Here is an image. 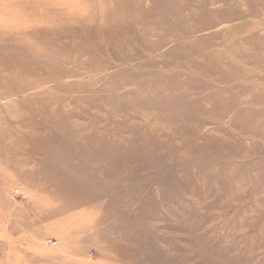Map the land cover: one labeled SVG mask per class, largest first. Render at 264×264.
Wrapping results in <instances>:
<instances>
[{
	"label": "rangeland",
	"instance_id": "obj_1",
	"mask_svg": "<svg viewBox=\"0 0 264 264\" xmlns=\"http://www.w3.org/2000/svg\"><path fill=\"white\" fill-rule=\"evenodd\" d=\"M0 15V264H264V0Z\"/></svg>",
	"mask_w": 264,
	"mask_h": 264
},
{
	"label": "bare ground",
	"instance_id": "obj_2",
	"mask_svg": "<svg viewBox=\"0 0 264 264\" xmlns=\"http://www.w3.org/2000/svg\"><path fill=\"white\" fill-rule=\"evenodd\" d=\"M28 12V13H27ZM27 12L24 14H15L13 16H7L5 18V22L8 25H13V26H18V27H25V26H40L43 25L45 28H51L52 25L55 23H70V22H79L82 24H89L90 22L94 21L93 17L87 18H78L77 16H74L73 18H68L62 16L59 12H54L51 11L48 6L42 5L39 6L38 4L31 5L28 9ZM18 15V16H17ZM2 15H0L1 17ZM5 16V15H3ZM4 20V19H3ZM48 32H51L50 30H47ZM28 53L31 55V53L28 51ZM28 55V54H27ZM19 57H22V55H18ZM9 62H4L0 66V72L3 68H7ZM39 63V61L36 59V66ZM18 73H27V74H34L35 71L30 70V67H25V68H18L17 69Z\"/></svg>",
	"mask_w": 264,
	"mask_h": 264
}]
</instances>
